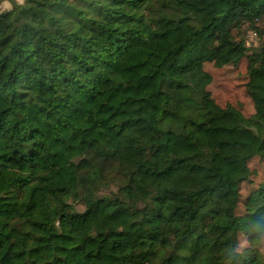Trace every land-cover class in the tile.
I'll return each instance as SVG.
<instances>
[{
    "label": "trees",
    "instance_id": "16d2710c",
    "mask_svg": "<svg viewBox=\"0 0 264 264\" xmlns=\"http://www.w3.org/2000/svg\"><path fill=\"white\" fill-rule=\"evenodd\" d=\"M5 2L0 264H264V0Z\"/></svg>",
    "mask_w": 264,
    "mask_h": 264
},
{
    "label": "rangeland",
    "instance_id": "374dc122",
    "mask_svg": "<svg viewBox=\"0 0 264 264\" xmlns=\"http://www.w3.org/2000/svg\"><path fill=\"white\" fill-rule=\"evenodd\" d=\"M20 3L21 0H13ZM196 5L206 14H223L226 9L225 0H196ZM11 9L10 3L0 5V13L7 12ZM249 47L255 45L253 37L248 36ZM204 72L211 77L209 91L213 94L218 104H230L231 106L241 110L246 116L253 115V108L246 96L243 84L245 81L244 67H224L216 63H205L203 65ZM254 183L259 184L264 181V164L259 166L256 162ZM247 191L242 192L243 198Z\"/></svg>",
    "mask_w": 264,
    "mask_h": 264
}]
</instances>
